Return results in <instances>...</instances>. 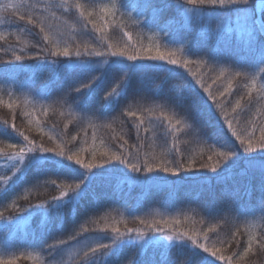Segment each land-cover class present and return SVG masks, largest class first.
<instances>
[{
	"label": "trees",
	"instance_id": "trees-1",
	"mask_svg": "<svg viewBox=\"0 0 264 264\" xmlns=\"http://www.w3.org/2000/svg\"><path fill=\"white\" fill-rule=\"evenodd\" d=\"M29 2L33 8H20L19 11H31L34 17H39L45 31L54 40H60L61 50L67 44L73 51L78 44L83 51L87 44L89 51H106L111 44L112 50H124L126 54L134 48L147 50L151 47L149 54L155 55L158 47L162 52H174L169 58L180 63L138 61L155 67L140 69L134 75L127 95L111 109H106L104 96L123 78L121 65L114 62L128 61L111 55L52 57L41 53L42 60H55L57 64L41 63L37 66L36 61L28 56L40 51L35 47L38 42L43 44L39 28L15 21L16 10L5 8L9 4L19 5L20 0H0V17L14 21L0 25V35L4 37L0 39V151L10 154L9 143L25 144L23 136L12 129L14 124L15 129L27 135L35 145L53 149L54 152L46 153L50 156L59 151L60 145L66 152L85 149L80 153L81 158L97 165L107 159L102 155L107 150L110 154L125 156L131 162H135L138 156L142 165L146 158L154 165L171 161L173 166L184 168L191 163L192 167L189 171L182 170L179 177H172L164 173H133L126 165L113 161L91 170L97 175L85 195L74 202L66 197L60 209L46 213L37 205L54 202L53 197L59 196L61 191L74 195L72 188L79 181L71 169L60 164L56 160L59 157H55L45 162L35 176L29 173L9 188L4 180L14 169L2 164L10 162L12 165L14 161L0 156V193H8L0 199V213H3L0 219V258L13 259L14 264H85L81 250L83 243L76 247L60 246L54 255L47 254L48 245L68 240L76 232L81 233L78 239L82 242L85 237L88 243H95V238L107 242L113 236L112 226L121 231L127 228L144 230L148 236H153L138 218H175L179 224L171 225V229L165 225L161 227H166L173 235L176 230L187 231L190 235L201 234V239L204 231L214 227L216 231L209 233L212 237L209 243H216L225 256L233 252L242 254L248 240L252 239L248 256L239 264H264V213L260 211L264 155L259 151L246 154L241 148L240 158L234 162L217 156L216 152L225 150L219 123L204 103L194 104V98L187 91V81H191L207 99V93L196 84L193 74L207 85L219 76L221 68L227 69L225 76L212 84L211 91H223L231 80V93L218 96V102L224 103L228 117L233 119V127L244 138L253 129L259 138V128L264 126V66L258 68L257 64L264 59V37L257 33L250 41L246 32H238L242 25L235 21L243 15L237 10L240 6H206L201 17L189 18L177 7L184 0H151L150 6H145V0ZM228 18L231 23H227ZM222 19L225 23H221ZM124 32L131 34V41ZM21 49H24L23 53ZM18 54L25 58L16 61L14 57ZM185 59L207 63L194 62L184 67ZM87 62H93L92 66L89 67ZM5 70L8 74L6 81L2 78ZM237 72L240 75H236ZM54 74L59 78H54ZM73 78L80 81L98 78L92 85L95 91L85 98L72 90L67 103L57 102L69 91ZM141 78L145 89L142 96H137V81ZM237 100H240L241 107L233 113L231 109ZM85 106L96 115L86 114ZM127 111H134L137 115L129 116ZM216 112L219 115V109ZM191 114H198L204 125L199 140L193 138L188 127ZM137 117L143 120L139 129ZM220 122H223V116H220ZM224 128L227 129L226 124ZM9 132L10 135L4 134ZM228 136L240 148L239 141L230 132ZM93 148L96 150L95 159L91 155ZM249 155L257 157L254 165L249 164ZM64 163L79 168L74 161L65 160ZM217 163L218 172H222L219 179L210 171ZM152 175L164 179H146ZM164 180L175 181V184ZM226 193L237 194L230 213L221 212L216 219H210L198 207L207 200L214 209H223L228 199ZM17 219L24 222H16ZM85 228L89 231L84 232ZM142 243L138 241L135 245L125 246L120 253L105 258L101 264H129L130 261L135 264L138 259L143 264H157L167 251L163 241L141 248Z\"/></svg>",
	"mask_w": 264,
	"mask_h": 264
},
{
	"label": "snow or ice",
	"instance_id": "snow-or-ice-1",
	"mask_svg": "<svg viewBox=\"0 0 264 264\" xmlns=\"http://www.w3.org/2000/svg\"><path fill=\"white\" fill-rule=\"evenodd\" d=\"M151 0H145V6H150ZM187 5V6H186ZM219 5L221 7L225 5L237 6L240 7L237 9L243 15L238 17L235 21L237 25H242L245 29L246 34L248 35L250 41L255 39L257 33L264 35V0H261V3L258 5L253 4V0H184V3L177 5L178 9L183 10L185 15L189 18H198L201 17L203 12L206 9V6ZM190 6V7H189ZM34 6L29 2V0H20V4H9L6 5L5 8H11L16 10L15 21L26 22L27 25H31L32 28H39V33L42 34L43 44L37 43L35 47L39 48V52L32 53L28 56L30 59H34L36 61V65L39 66L41 63L48 65H56L57 61L55 60H42L41 53L51 55L52 57L64 56L69 57L70 55H75L76 57L92 56L93 54L98 57H102L105 55L111 56H119L124 58V60L128 61V63H124L123 60L115 61L114 63H118L121 65V71L123 78L117 87L112 88L107 94L104 96L105 108L111 109L114 105L119 103V100L122 96H126L128 93V89L132 86V80L134 75L142 68L147 67H155V65H146L143 63H137L138 61H166L167 64L177 65L180 62L176 59H171L169 57L173 56L174 52H162L157 47L156 54L150 55L149 53L152 51L151 47L147 50L144 49H133L130 54H126L124 50H120L119 52L112 50V45L109 44L107 46L106 51H89V46L87 44L84 45L83 51H81L80 45H75L74 50L70 51V48L67 44L63 45L61 50V43L59 39H53L49 33L45 31L43 26V21L39 19V17H34L31 11L21 12L20 8L31 9ZM80 5H77L79 8ZM251 9V12H249ZM259 9L261 19H257L256 10ZM67 10V9H66ZM107 12L108 10L105 9ZM83 15V13H81ZM92 13H89L91 16ZM13 20H9L4 17H0V25L4 24H12ZM91 23V21H88ZM155 23V21H153ZM221 23H225L222 19ZM227 23H231V18H228ZM95 27V25H93ZM30 31V29H28ZM97 31H103V29H98ZM124 36L128 37V40L131 41V34L128 32H124ZM4 37L0 35V39ZM51 44L52 46L49 48L47 45ZM21 53L24 52V49L20 50ZM25 58L24 55H15L14 59L16 61H22ZM207 63L206 61H192L185 59L183 61L182 66L187 67L190 63ZM70 63L74 64L75 62L70 61ZM88 66L91 67L93 62H87ZM264 66V59L259 61L257 67ZM227 69L221 68L219 72V76L215 79H212V84H215L218 79L225 76ZM182 75V74H180ZM236 75H240L239 72ZM2 78L6 81L8 79L7 70L4 71ZM54 78H59L55 76ZM193 78L195 79L196 84H199L203 89L204 93H207V99H205L196 89L195 85L191 81H187V91L194 98L193 103H204L209 111L210 115L213 116L217 123H219V134L223 137V145L224 151L216 152V155L222 157L226 160L235 161L240 158L241 148L243 153L252 154L257 153L258 151L264 155V126L259 128V138L255 135V129L247 134V137L244 138L240 132H238L233 127V119H230L226 113L224 103L218 102V96L224 97L226 93H231L232 83L231 80L228 81V87L223 91H217L214 93L211 91L212 84H205L203 79L196 78L195 74H193ZM67 80L68 77H65ZM96 79L94 78L91 81H80L77 78H73V82L69 86V91L64 93L57 102L67 103V96L70 95L71 91L74 90L77 93L81 94V97L89 98L95 89L92 87L95 84ZM79 85V86H78ZM47 85H45V89ZM84 89H88L87 92ZM119 89V90H118ZM145 89V84L143 78L137 81L136 95L142 96ZM264 91V88H262ZM211 101V103H208ZM79 102V100H78ZM11 108V104H9ZM240 100L235 102V107L231 109L233 113L236 112L238 108H240ZM216 109H219V115L216 112ZM85 113H90L95 116L96 113L84 107ZM27 115V113H26ZM127 115L136 116V112L127 111ZM187 115V114H186ZM220 116H223V122H220ZM191 120V124L188 127L191 129L192 136L194 139H201L203 133V122L200 120L198 114H191L188 117ZM139 120V125L137 128L139 129L140 125H143V120L140 117H137ZM179 122V121H178ZM169 123H171L169 121ZM224 124L227 125V129L224 128ZM12 129L17 131L20 136H23V140L25 142L24 145L19 143H9L7 148L12 150L9 154L6 151H0V156L5 157L10 161H14L11 167L14 169L12 171V175L8 176L4 183L11 186L15 185L18 181L26 178L29 173L38 172L41 166L55 158L60 164L67 165L68 168L71 169L72 173L75 174V179L79 182L75 183L72 191L74 195L70 196L68 191H61L59 196L53 197L52 203L37 205V207H42L45 209L46 213L51 210H58L63 206L65 198L67 197L70 202L76 201L79 197L85 195L89 189L93 181L95 180L96 173H92V169L94 167H103L104 164H109L113 161H119L120 164L126 165L131 169L133 173H164L170 174L172 177H179L181 171H189L191 170V163L187 165V167L182 168L179 165L173 166L171 161L167 164H152L145 161L143 165L139 162V157L137 156L135 162H131L128 158L122 155L110 154L107 150H105L102 155L107 157V159L103 160L102 164H93L86 163L84 159L81 158L80 153L85 151V149H80L79 151H72L71 149L68 152L65 151L63 146L58 145L59 151L55 152L54 156L46 155L48 152H54L53 149L45 148L43 146L35 145L32 140L28 138L27 135H24L23 132H19L18 129H15V125L13 124ZM2 131V130H0ZM231 133L232 137H235L237 141H239L240 148H237L232 140L229 138L228 133ZM5 135H10L11 133H4ZM51 138V137H50ZM75 139V137H73ZM93 142H95V136H93ZM214 151V149H210ZM139 151V149H137ZM93 159L96 157V150L93 148L91 153ZM131 152L128 153L130 157ZM249 164L254 165L257 160L256 156L249 155L248 157ZM209 160L212 159L211 156L208 157ZM74 161L75 165H79V168H74L69 164L64 163V161ZM230 166V165H229ZM203 167L207 168L208 165H203ZM219 163L213 164L210 168L212 173H216L217 178L219 179L222 175V172H218ZM262 168H264V162H262ZM84 169V171H81ZM105 171H108L107 169ZM262 176H264V172H262ZM36 180H39V177H35ZM147 180H162L164 179L160 175H152L146 178ZM165 183L175 184V181L164 180ZM54 183V181H53ZM7 192L0 193V199L3 196L7 195ZM227 200L224 204L223 209L216 210L212 207L211 203L207 200H204L202 203L198 205L204 215L210 219H216L220 216L221 212H231L232 205L236 202V193H226ZM27 199V197H25ZM19 210V209H17ZM260 211L264 213V183L261 184V200H260ZM3 218V213H0V219ZM139 223L144 225L146 229L150 230L153 233V236H148L147 232L139 229L127 228L125 231H121L119 227L112 226L111 231L113 236L105 242L103 238H95V243H88V238L85 237V240L82 242L78 239L81 233L76 232L71 235L68 240H59L57 243L49 244L47 254L54 255L56 251L60 250V246L67 245L69 247H76L83 243L82 252L83 257L85 258V264H101V261L109 256H115L120 253L125 246L135 245L138 241H142L143 243L140 245L143 248L145 245L153 246L161 243L159 237L155 234H160L163 241L168 243L163 244V247L167 250L165 254H162L161 259L157 262V264H217V262H227V264H233L234 258L235 264H239L240 261H243L245 257L248 256L249 251L252 246V239L248 240V246L244 248L243 253L233 252L232 254L225 256L221 254V249L217 247L216 243H209L212 240V237L209 233H215L216 229L214 227H209L207 231L202 233V239L200 238L201 234H192L190 235L187 231H175V235L170 234L166 227H161V225L167 226L168 229H171V225L179 224L180 221L175 218H160V219H145L138 218ZM87 228L84 229V232H88ZM75 241V244L71 242ZM43 251V249H42ZM140 255L139 253L137 254ZM0 264H14L13 259H3L0 258ZM129 264H132L130 261ZM135 264H143L141 259L135 261Z\"/></svg>",
	"mask_w": 264,
	"mask_h": 264
},
{
	"label": "rangeland",
	"instance_id": "rangeland-1",
	"mask_svg": "<svg viewBox=\"0 0 264 264\" xmlns=\"http://www.w3.org/2000/svg\"><path fill=\"white\" fill-rule=\"evenodd\" d=\"M260 3H261V0H255V5H258ZM256 16H257L258 19H261V15H260L259 9L256 10ZM239 28H241V29L238 30L239 33L245 32V29L243 28V26L242 27L240 26ZM10 164H11L10 162H7V163L2 164V166L3 167L10 168L11 167ZM16 222H24V221L23 220H20V219H17ZM156 236L159 237L161 241H163V239L160 236V234L159 235H156ZM163 242H166V241H163ZM166 243H168V242H166Z\"/></svg>",
	"mask_w": 264,
	"mask_h": 264
},
{
	"label": "water",
	"instance_id": "water-1",
	"mask_svg": "<svg viewBox=\"0 0 264 264\" xmlns=\"http://www.w3.org/2000/svg\"><path fill=\"white\" fill-rule=\"evenodd\" d=\"M258 19V18H257ZM259 20V19H258ZM262 35V34H261ZM264 37V35H262Z\"/></svg>",
	"mask_w": 264,
	"mask_h": 264
}]
</instances>
